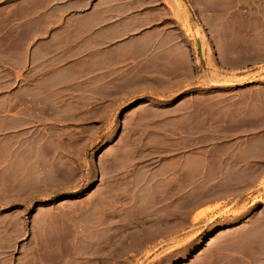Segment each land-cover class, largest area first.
<instances>
[{
  "label": "rangeland",
  "instance_id": "1",
  "mask_svg": "<svg viewBox=\"0 0 264 264\" xmlns=\"http://www.w3.org/2000/svg\"><path fill=\"white\" fill-rule=\"evenodd\" d=\"M47 1L0 0V34L66 35ZM132 1L76 0L70 83L0 65V264H264V0H160L194 86L163 46L94 72L79 15L106 4L124 42Z\"/></svg>",
  "mask_w": 264,
  "mask_h": 264
},
{
  "label": "crops",
  "instance_id": "2",
  "mask_svg": "<svg viewBox=\"0 0 264 264\" xmlns=\"http://www.w3.org/2000/svg\"><path fill=\"white\" fill-rule=\"evenodd\" d=\"M193 2L197 4L198 0H193ZM132 3L133 10L135 11L131 19L121 24L123 28H129L127 33L132 38L120 43H118V39H113V41L108 40V37L113 34L108 35L106 4L97 2L92 6H87L85 7L86 12L79 15L78 19L80 24L86 28L85 31H88V28L90 29V37L85 40V48L87 52H90V57L87 56L86 58L94 59L96 67H100L99 70L94 72L103 73L101 69L107 66L109 58H111L114 65H123L127 60L143 59L156 46H163L165 47L164 50H167L165 55L166 53L170 54L172 59L176 60L175 56L172 55L173 53L180 54L179 74L187 84L196 85L199 78L190 61V45L193 42L197 44L199 42L197 38L194 41L189 40L183 33L171 31V27L166 30L163 24L167 23L171 26V14L167 9L163 11L161 8H158L159 4H161L160 0H134ZM46 4L47 6H42V10H68L69 14L63 23L64 26L68 27L67 34L52 35L49 39L38 40L37 42H35V38H30L25 41H19L21 42L20 45L15 46L12 43L17 41H13L14 38L12 36L0 34V55L2 56L0 58V65L5 68L19 67L23 69L32 66L36 58L40 61L54 59L57 60L56 66H58V69L52 73L53 76H61L63 82L70 83V76L74 75L72 68H74L76 50L74 22L76 21V15L73 14L75 13L76 0H48ZM5 9L6 7L4 6L0 7V26H11V15ZM195 14H201L200 9H196ZM7 18L9 22H6ZM33 18L34 16H27L25 23H32L35 20ZM72 18L74 21H72ZM52 25L57 24L54 23ZM111 30L112 32H116L115 26H112ZM109 42H113L112 44L114 45L108 48ZM120 45L126 47V54L120 50ZM52 54H55V56H52ZM175 63L177 66V60Z\"/></svg>",
  "mask_w": 264,
  "mask_h": 264
}]
</instances>
